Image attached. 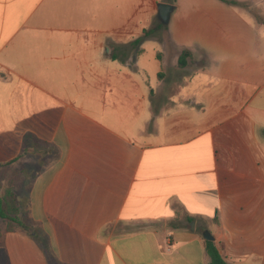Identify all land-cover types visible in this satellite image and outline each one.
Segmentation results:
<instances>
[{"label": "crops", "instance_id": "obj_1", "mask_svg": "<svg viewBox=\"0 0 264 264\" xmlns=\"http://www.w3.org/2000/svg\"><path fill=\"white\" fill-rule=\"evenodd\" d=\"M159 3L167 31L134 46ZM247 5L0 0V195L29 227L0 219V264H209L204 231L264 264V0Z\"/></svg>", "mask_w": 264, "mask_h": 264}, {"label": "trees", "instance_id": "obj_2", "mask_svg": "<svg viewBox=\"0 0 264 264\" xmlns=\"http://www.w3.org/2000/svg\"><path fill=\"white\" fill-rule=\"evenodd\" d=\"M228 6L238 7L242 9H246L247 3L246 1H239V0H219ZM167 31V27L160 24L154 23L151 28L146 29L143 34L136 39L133 44L134 46H139L142 42L151 40L156 35H160V33H165ZM167 41L171 44L169 37H167ZM202 60L200 62L201 66H204L207 62L206 54L201 52ZM192 51L187 48H182L179 51L176 68L178 69H185L189 66L192 62ZM35 140L33 137H27V140ZM38 142V141H37ZM36 142V143H37ZM27 143V141H26ZM26 212L21 210L20 207L17 206L16 200L14 198L13 193L10 190H5L0 195V219L7 222L6 229L7 230H14L17 228L28 230V220L26 218ZM205 251L209 260V264H228L226 263L223 258L221 257L217 246L213 241H206L205 242Z\"/></svg>", "mask_w": 264, "mask_h": 264}, {"label": "water", "instance_id": "obj_3", "mask_svg": "<svg viewBox=\"0 0 264 264\" xmlns=\"http://www.w3.org/2000/svg\"><path fill=\"white\" fill-rule=\"evenodd\" d=\"M173 11V7L169 4L166 3H159L157 6V17L159 22L162 25H167L169 18H170V14ZM203 238L205 241H214L213 236L208 232V231H204L203 232Z\"/></svg>", "mask_w": 264, "mask_h": 264}, {"label": "rangeland", "instance_id": "obj_4", "mask_svg": "<svg viewBox=\"0 0 264 264\" xmlns=\"http://www.w3.org/2000/svg\"><path fill=\"white\" fill-rule=\"evenodd\" d=\"M246 3L248 4L249 3V0H246ZM248 6V5H247ZM248 8V7H247ZM174 86H172V88H173Z\"/></svg>", "mask_w": 264, "mask_h": 264}]
</instances>
